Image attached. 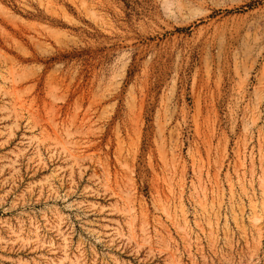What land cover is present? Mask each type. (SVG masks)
I'll list each match as a JSON object with an SVG mask.
<instances>
[{
	"label": "rangeland",
	"instance_id": "obj_1",
	"mask_svg": "<svg viewBox=\"0 0 264 264\" xmlns=\"http://www.w3.org/2000/svg\"><path fill=\"white\" fill-rule=\"evenodd\" d=\"M0 264H264V0H0Z\"/></svg>",
	"mask_w": 264,
	"mask_h": 264
}]
</instances>
